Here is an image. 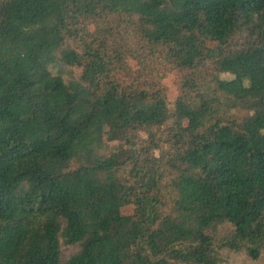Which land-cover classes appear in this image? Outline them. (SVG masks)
Here are the masks:
<instances>
[{
	"label": "trees",
	"instance_id": "1",
	"mask_svg": "<svg viewBox=\"0 0 264 264\" xmlns=\"http://www.w3.org/2000/svg\"><path fill=\"white\" fill-rule=\"evenodd\" d=\"M0 264H264V0H0Z\"/></svg>",
	"mask_w": 264,
	"mask_h": 264
},
{
	"label": "rangeland",
	"instance_id": "2",
	"mask_svg": "<svg viewBox=\"0 0 264 264\" xmlns=\"http://www.w3.org/2000/svg\"><path fill=\"white\" fill-rule=\"evenodd\" d=\"M96 26H99V24H97ZM166 81L169 82L170 79L166 78ZM172 91H174V89H172ZM187 122H188V120H187ZM104 134H105V139L113 147L115 154L118 158H123L126 155H128L129 153H131L133 147L128 146L125 143H123V141L121 140V133L119 132L118 129L114 128L111 125L105 124L104 125ZM164 150H165V145L162 144V146L159 149H157L156 152L158 155H161V154H164ZM155 163L160 164L161 161L158 159L155 161ZM114 206H116V203L111 201V202H107V203H101L99 205V208L101 210H105L106 207L112 208ZM129 210H131V207L127 208L126 211H129ZM134 240H135V238L133 235H128L125 237L111 238V239H107V240L102 241L99 244V259H103L104 257L111 255L114 252H117L121 248L129 245Z\"/></svg>",
	"mask_w": 264,
	"mask_h": 264
}]
</instances>
